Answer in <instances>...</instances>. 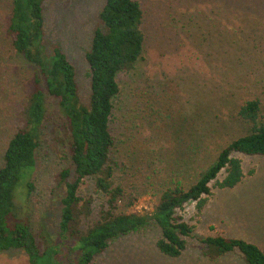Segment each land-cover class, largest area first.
<instances>
[{
  "label": "rangeland",
  "instance_id": "374dc122",
  "mask_svg": "<svg viewBox=\"0 0 264 264\" xmlns=\"http://www.w3.org/2000/svg\"><path fill=\"white\" fill-rule=\"evenodd\" d=\"M10 1L0 0V167L9 139L24 125L21 112L35 69L12 48L6 33ZM135 1L143 11V52L132 69L117 76L110 156L114 184L125 193L115 213L151 216L166 188L188 189L226 144L249 132L237 115L240 105L259 99L264 122V0ZM104 2L43 0V43L48 52L58 46L74 66L78 96L85 104V53L94 30L102 27L98 16ZM64 128L57 101L46 96V118L30 175L33 188L17 200L40 253L58 228ZM236 156L245 174L240 184L221 190L211 183L212 196L200 215L195 203L178 211L194 228L180 257L157 250L161 232L151 220L109 242L91 264H246L237 252L214 262L200 252V239L216 235L244 239L264 250V157ZM224 176L220 173L218 181ZM78 195L91 200L89 214L81 215L77 224L85 231L107 207L92 178L82 181ZM72 256L71 251L60 255L61 264ZM0 264L31 263L24 251L10 249L0 252Z\"/></svg>",
  "mask_w": 264,
  "mask_h": 264
},
{
  "label": "trees",
  "instance_id": "16d2710c",
  "mask_svg": "<svg viewBox=\"0 0 264 264\" xmlns=\"http://www.w3.org/2000/svg\"><path fill=\"white\" fill-rule=\"evenodd\" d=\"M10 5L6 33L11 46L35 69L21 112L24 125L13 133L2 156L0 252L22 250L31 264H61L59 256L71 251L73 256L68 264H91L107 249L109 242L140 230L152 220L161 232L155 244L157 250L169 258L180 257L186 249V237H193L194 228L178 211L188 203H195L196 215H200L212 196L211 183L221 190L240 184L245 174L242 159L236 155L264 157L260 100L254 98L240 105L237 115L249 125V132L226 144L188 189L179 185L166 188L151 216L115 213L125 193L113 181L110 153L115 142L110 122L120 91L117 76L132 69L142 57L143 11L135 0H105L98 16L102 27L94 30L85 53L89 79L85 104L78 96L74 66L58 46L48 52L43 43V0H11ZM46 96L57 101L64 119L65 133L61 141H64L62 160L66 166L58 173L57 180V187L62 191L57 232L53 238L46 237L47 246L40 253L17 200L28 196L33 188L30 175L35 169L41 126L46 118ZM222 172L225 176L218 181ZM85 178L93 179L95 190L104 196L107 209L92 226L79 231V219L89 214L91 204L90 199L78 195ZM69 237L73 239L68 244ZM200 242L201 255L211 262L237 252L246 264H264V250L247 240L216 235L206 236Z\"/></svg>",
  "mask_w": 264,
  "mask_h": 264
}]
</instances>
